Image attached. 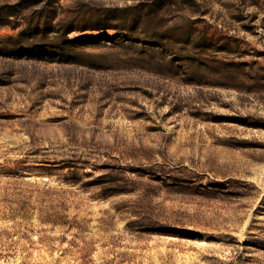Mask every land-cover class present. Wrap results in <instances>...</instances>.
Instances as JSON below:
<instances>
[{
    "label": "rangeland",
    "instance_id": "1",
    "mask_svg": "<svg viewBox=\"0 0 264 264\" xmlns=\"http://www.w3.org/2000/svg\"><path fill=\"white\" fill-rule=\"evenodd\" d=\"M0 264H264V0H0Z\"/></svg>",
    "mask_w": 264,
    "mask_h": 264
}]
</instances>
